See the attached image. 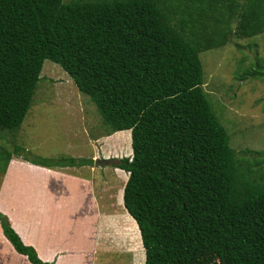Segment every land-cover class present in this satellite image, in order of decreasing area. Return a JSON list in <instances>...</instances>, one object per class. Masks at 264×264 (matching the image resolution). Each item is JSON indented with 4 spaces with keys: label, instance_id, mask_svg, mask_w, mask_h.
Segmentation results:
<instances>
[{
    "label": "trees",
    "instance_id": "trees-1",
    "mask_svg": "<svg viewBox=\"0 0 264 264\" xmlns=\"http://www.w3.org/2000/svg\"><path fill=\"white\" fill-rule=\"evenodd\" d=\"M262 33L264 0H0V127L22 125L45 60L60 64L108 134L132 130L133 156L110 160L129 173L122 247L146 249L145 264H264V176L232 147L200 57ZM263 76L259 64L242 77ZM14 150L48 168L93 163ZM0 225L19 254L50 264L1 211Z\"/></svg>",
    "mask_w": 264,
    "mask_h": 264
},
{
    "label": "rangeland",
    "instance_id": "rangeland-1",
    "mask_svg": "<svg viewBox=\"0 0 264 264\" xmlns=\"http://www.w3.org/2000/svg\"><path fill=\"white\" fill-rule=\"evenodd\" d=\"M200 57L205 74L203 88L210 97L215 113L230 134L232 147L243 164L250 165V168L255 171L252 177L258 174L264 176V76L242 77L250 68L257 67L259 64L264 66V33L251 38L233 36L225 46L204 51ZM40 76L41 79L29 110L30 114L38 109V117L32 119L34 121L32 124L26 125L25 122L19 128L0 127V186L8 171L10 162L4 171L8 156L12 155V158L16 159L23 158L20 156L22 153L15 152V145L25 149L31 156L52 159L72 157L75 152L71 147L75 146L65 139L75 142L74 135L79 134L78 127L82 123L81 113L86 117L85 121L89 123L92 134L104 127L95 102L77 87L72 76L60 64L49 59L45 60ZM72 124L74 130L69 128ZM70 131L74 133L70 135ZM112 138L120 143L122 151L130 147L129 133L118 131ZM47 151L49 153L45 155ZM124 156L120 155L119 158ZM73 158L76 157L73 156ZM93 164L94 162L92 163L94 167ZM113 167L107 169V174L111 170L116 178L118 173ZM76 168L79 167L76 165ZM105 171L106 168H103L104 175ZM83 172L80 174L89 177V171L83 170ZM105 178L109 179L108 175ZM120 178L121 182H117L118 184L113 187V194H111L112 189H108L107 194L115 195L116 199L112 201L118 200L122 210L119 211V208H116L118 211L116 215L108 217L107 223L110 228L105 231V237L107 240L113 239L119 245L120 252L115 255V258L120 261L117 264H145V252L122 247L117 236L119 228L130 226V220L124 211L126 208L124 204L121 205L120 199L122 183L125 184L127 178L124 180L122 174ZM118 203L116 201V205ZM110 206L111 204L108 205ZM1 232L0 264H21L18 261L22 257L21 254L10 246L12 243L3 230Z\"/></svg>",
    "mask_w": 264,
    "mask_h": 264
},
{
    "label": "crops",
    "instance_id": "crops-1",
    "mask_svg": "<svg viewBox=\"0 0 264 264\" xmlns=\"http://www.w3.org/2000/svg\"><path fill=\"white\" fill-rule=\"evenodd\" d=\"M37 110L28 112L22 125L25 122L32 124V119L38 117ZM81 115L80 132L74 135L76 144L70 139L65 140L75 146L71 147L75 152L73 156L93 159L95 166L82 162L76 169V166L48 168L23 158H11L0 186V211L9 217L24 243L32 245L43 261L50 264H117L120 261L115 255L120 252L119 245L109 237L107 240L105 231L110 228L108 217L118 212L116 208L122 209L118 200V205L112 201L116 199L115 195H108L107 190L112 189L113 194V187L121 182L120 171L127 174V180L129 173L113 167L110 160L120 155L133 156L132 130H122L129 133L131 148L130 152L123 153L120 143L112 138L115 132L108 134L104 126L92 134L86 117ZM69 128L74 130V125ZM73 133L70 131V135ZM100 159H109V162L97 163ZM112 167L118 173L116 178L111 170L107 174V169ZM103 168L109 179L105 178ZM83 170L89 171V177L80 174ZM122 197L124 204V192ZM1 230L0 225V235ZM21 256L18 259L21 264H30L26 256Z\"/></svg>",
    "mask_w": 264,
    "mask_h": 264
},
{
    "label": "water",
    "instance_id": "water-1",
    "mask_svg": "<svg viewBox=\"0 0 264 264\" xmlns=\"http://www.w3.org/2000/svg\"><path fill=\"white\" fill-rule=\"evenodd\" d=\"M109 159H100L97 161V163H108Z\"/></svg>",
    "mask_w": 264,
    "mask_h": 264
}]
</instances>
